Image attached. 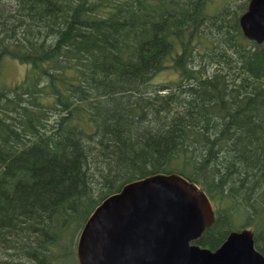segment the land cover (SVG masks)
I'll return each instance as SVG.
<instances>
[{
    "label": "trees",
    "instance_id": "16d2710c",
    "mask_svg": "<svg viewBox=\"0 0 264 264\" xmlns=\"http://www.w3.org/2000/svg\"><path fill=\"white\" fill-rule=\"evenodd\" d=\"M0 0V264H77L95 207L132 181L178 174L264 256V42L242 34L248 0ZM170 71L174 79L154 82Z\"/></svg>",
    "mask_w": 264,
    "mask_h": 264
},
{
    "label": "water",
    "instance_id": "95a60500",
    "mask_svg": "<svg viewBox=\"0 0 264 264\" xmlns=\"http://www.w3.org/2000/svg\"><path fill=\"white\" fill-rule=\"evenodd\" d=\"M243 36L264 42V0H249L239 18ZM215 220L207 195L178 174H155L123 185L84 222L77 264H264L254 232L228 234L215 251L195 245Z\"/></svg>",
    "mask_w": 264,
    "mask_h": 264
},
{
    "label": "rangeland",
    "instance_id": "374dc122",
    "mask_svg": "<svg viewBox=\"0 0 264 264\" xmlns=\"http://www.w3.org/2000/svg\"><path fill=\"white\" fill-rule=\"evenodd\" d=\"M231 0H212L207 6V12L212 14L218 12L223 6ZM28 66L21 64L15 60L4 57L0 62V88H12L15 85L22 82L25 77V73L28 70ZM175 75L170 71L163 72L157 75L154 82H167L170 79H174ZM242 219H237L235 226L231 229H241ZM77 240V238H76Z\"/></svg>",
    "mask_w": 264,
    "mask_h": 264
}]
</instances>
